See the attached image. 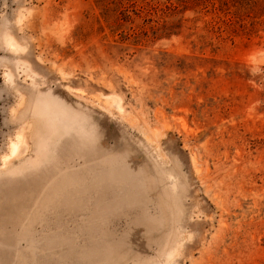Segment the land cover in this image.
Returning <instances> with one entry per match:
<instances>
[{"label":"rangeland","instance_id":"374dc122","mask_svg":"<svg viewBox=\"0 0 264 264\" xmlns=\"http://www.w3.org/2000/svg\"><path fill=\"white\" fill-rule=\"evenodd\" d=\"M0 264H264V0H0Z\"/></svg>","mask_w":264,"mask_h":264},{"label":"bare ground","instance_id":"6f19581e","mask_svg":"<svg viewBox=\"0 0 264 264\" xmlns=\"http://www.w3.org/2000/svg\"><path fill=\"white\" fill-rule=\"evenodd\" d=\"M14 46V45H13ZM18 145H19V141H12L11 142V147H12V150L13 151H17V149H18ZM13 151H11V152H13ZM16 151H15V153H16Z\"/></svg>","mask_w":264,"mask_h":264}]
</instances>
